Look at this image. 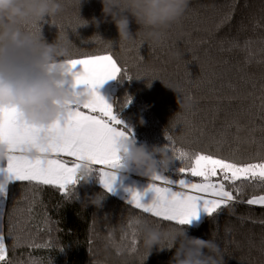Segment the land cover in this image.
<instances>
[{
	"label": "trees",
	"instance_id": "16d2710c",
	"mask_svg": "<svg viewBox=\"0 0 264 264\" xmlns=\"http://www.w3.org/2000/svg\"><path fill=\"white\" fill-rule=\"evenodd\" d=\"M102 7L101 0H82L81 6L78 0H64L63 11L46 17L40 32L47 43L58 38L66 44L71 57L110 52L128 68L133 79H115L112 105L138 143L165 147L171 135L176 148L189 152L242 162L264 157V0H191L181 20L149 44L143 37L120 41L110 18L99 28L83 26L81 16L102 18ZM131 29L135 34L138 26L133 23ZM177 94L191 97L190 107L181 110ZM126 97L131 103L124 107ZM181 166L175 160L166 175L181 178ZM241 187L239 201L244 202L185 227L205 240L213 232L227 254L226 264H264V206L246 203L264 195V185ZM75 191L67 198L53 186H10L2 230L10 264H168L174 249L157 248L148 257L140 230L137 251H130L129 223L137 217L163 227L174 223L146 216L108 192L98 172ZM98 194L104 195L101 205L91 204Z\"/></svg>",
	"mask_w": 264,
	"mask_h": 264
},
{
	"label": "snow or ice",
	"instance_id": "6c2138e0",
	"mask_svg": "<svg viewBox=\"0 0 264 264\" xmlns=\"http://www.w3.org/2000/svg\"><path fill=\"white\" fill-rule=\"evenodd\" d=\"M227 19H230V15ZM33 27L39 36L40 27ZM67 62L72 70L82 65L81 72L72 74L75 85L88 86L87 93L91 100L53 124L48 129L47 142L40 141L41 130L23 121L17 109H0V144L7 146L5 158L0 160V201L7 200L10 186L16 183L53 186L65 197L71 198L79 184L77 170L82 160L96 166L100 182L108 192L114 190L116 170L122 166L121 141L133 134L118 119L114 106L96 89L118 77L128 80L133 77L129 75L128 68L119 64L110 52L69 56ZM130 103L131 98L126 97L123 106ZM261 110L264 112V99L261 100ZM166 137L171 142L165 146L166 149L171 148L174 160L181 162V178L173 180L161 174L151 177L147 191H153L155 198L147 204L144 203L143 193L129 189L132 195L127 203L146 216L178 225H190L193 219L199 218L201 206L212 217L238 202L239 194L243 191L241 186L245 182L264 185V157H260L258 162H242L211 153L189 152L176 148L171 135ZM32 150L37 153L35 157L26 155V151ZM189 177L200 179L194 182ZM246 203L264 206V195H254ZM149 224L148 219L139 217L129 223L132 253L137 251V232L141 226ZM17 244L18 241L14 240L13 247ZM7 257L6 237L0 232V264H10Z\"/></svg>",
	"mask_w": 264,
	"mask_h": 264
},
{
	"label": "clouds",
	"instance_id": "9594fccd",
	"mask_svg": "<svg viewBox=\"0 0 264 264\" xmlns=\"http://www.w3.org/2000/svg\"><path fill=\"white\" fill-rule=\"evenodd\" d=\"M78 2L81 6L82 0ZM101 3L102 18L94 16L87 20L81 16L83 26L92 24L99 28L110 18L120 41L143 37L144 43L149 44L158 43L181 20L191 0H101ZM63 9L64 0H0V109H17L23 121L41 130L42 143L47 142L48 129L62 116L91 100L87 92L76 93L67 87L73 79L72 67L67 62L70 56L67 45L58 38L47 43L41 32L37 36L34 31L33 26L41 25L46 17L59 15ZM133 23L138 26L135 34L131 29ZM177 103L181 110L186 109L190 107V98L177 94ZM6 151L7 146L0 144V160L5 158ZM26 155L35 157L37 153L26 151ZM120 157L119 171L150 178L166 171L175 161L166 147H149L138 143L133 136L121 141ZM95 173L93 163L80 161L79 182L88 183ZM103 199L104 195L98 194L89 202L100 206ZM140 232L148 257L157 248L174 249L168 264H226L227 254L213 232L207 240L191 236L188 227L178 224L143 225Z\"/></svg>",
	"mask_w": 264,
	"mask_h": 264
},
{
	"label": "rangeland",
	"instance_id": "374dc122",
	"mask_svg": "<svg viewBox=\"0 0 264 264\" xmlns=\"http://www.w3.org/2000/svg\"><path fill=\"white\" fill-rule=\"evenodd\" d=\"M105 89V84L102 86H98L96 91L100 93L101 90ZM111 93L112 89H111ZM109 93H108V98H109ZM161 175L167 176L170 179L173 180H178L169 177L166 175L165 171L160 173ZM116 180L114 182L113 188L114 190L112 193L115 195L119 196L120 198L128 201L131 198L132 193L129 191V189H134L137 190L141 193L144 194V203H151L152 200L155 198V193L153 191H147L149 188L150 183L152 182L150 177H145L142 176L136 172H128L124 173L119 170H116ZM194 182L199 181L200 178H191ZM215 179V178H214ZM102 185V183H101ZM103 186V185H102ZM104 187V186H103ZM4 204L5 201H0V232L3 230V214H4ZM258 206V205H254ZM208 215L204 210L203 207L201 206L199 209V218L198 219H193L191 225H198L200 222L204 219V217Z\"/></svg>",
	"mask_w": 264,
	"mask_h": 264
},
{
	"label": "crops",
	"instance_id": "0c3cea01",
	"mask_svg": "<svg viewBox=\"0 0 264 264\" xmlns=\"http://www.w3.org/2000/svg\"><path fill=\"white\" fill-rule=\"evenodd\" d=\"M82 69V65H77L75 69H73V73L75 72H81ZM114 81L113 80H109L107 82H105V89L100 91V94L102 96L105 97V99L112 104L113 103V93H111V89L114 88ZM67 87L69 88L70 91H74L76 93H85L89 91V88L87 85L85 84H80V85H75V80H74V76L73 79L68 83ZM108 93H109V98H108ZM259 206V205H258ZM2 232V230H1Z\"/></svg>",
	"mask_w": 264,
	"mask_h": 264
},
{
	"label": "water",
	"instance_id": "95a60500",
	"mask_svg": "<svg viewBox=\"0 0 264 264\" xmlns=\"http://www.w3.org/2000/svg\"><path fill=\"white\" fill-rule=\"evenodd\" d=\"M112 92H113V94H115L116 93V88H113Z\"/></svg>",
	"mask_w": 264,
	"mask_h": 264
}]
</instances>
